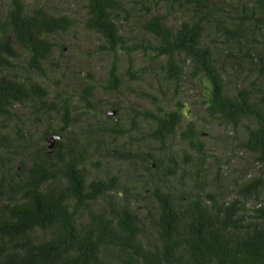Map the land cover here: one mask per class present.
<instances>
[{"label":"rangeland","instance_id":"rangeland-1","mask_svg":"<svg viewBox=\"0 0 264 264\" xmlns=\"http://www.w3.org/2000/svg\"><path fill=\"white\" fill-rule=\"evenodd\" d=\"M22 1L27 11L43 7L53 15L69 17L73 25L50 36L55 46L41 71L28 66V55L21 49L13 66L4 71L15 79L41 84L47 95L44 103L15 104L9 115H0L3 184L19 179L39 148L42 154L53 155L56 162V138L49 141L50 135H55L50 133L54 128L60 131L65 148H72L74 153L86 148L83 171L88 183L104 180L117 187L120 192H115L113 199H125L136 213L145 246L158 243L154 223L159 207L152 195L155 188L169 193L181 207L195 199L202 203H246L250 209L264 200V189L258 183L256 188L241 190L261 174L255 155L243 148L246 126H253L254 121L242 119L233 125L221 116L209 115L205 107L209 82L191 74L190 61L183 54L173 57L179 75L177 80L172 78L175 71L168 69L167 56L158 50V40L145 28L152 16L160 15L175 30L188 19L194 7L191 0H122L124 9L115 21L124 42L114 51L105 47L99 33L85 27L87 0ZM204 1L213 21L243 28L238 30L240 42L230 40L229 33L221 34L214 25H207L203 33L204 43L212 46L215 63L221 68L225 93L230 96L246 87L252 98L264 101V69L260 68L264 34L251 36L245 30L247 22L239 24L249 0ZM8 3L0 0V9H7ZM244 37H254L255 45ZM113 62L120 80L110 89L108 71ZM63 99L68 105L67 124L65 111L60 108L64 104L58 111L50 105L51 101L63 103ZM171 110L179 112L175 131L164 140L150 138L155 124L152 115ZM190 129L191 139L181 135ZM198 142L202 153L193 148ZM101 197L99 203L109 208L107 201L112 200V194ZM82 211L88 213V209ZM110 253V249L104 251L101 264H115Z\"/></svg>","mask_w":264,"mask_h":264},{"label":"trees","instance_id":"trees-1","mask_svg":"<svg viewBox=\"0 0 264 264\" xmlns=\"http://www.w3.org/2000/svg\"><path fill=\"white\" fill-rule=\"evenodd\" d=\"M191 2L194 7L188 19L175 30L160 15L152 16L145 28L158 40V50L167 56L168 69L175 71L172 78L177 80L179 75L173 57L183 54L190 61L191 74L209 82L205 106L209 115L221 116L233 125L242 119L254 121L253 126H246L243 148L255 155L261 174L241 190L256 188L257 183L264 189V101L252 98L246 87L227 95L212 46L203 41L207 25L217 26L221 34L229 33V39L237 42L242 27L213 21L204 0ZM122 5V0H87L85 27L99 33L109 51L124 42L115 21L124 9ZM241 12L245 17L239 24L246 21L245 30L251 36L264 34V0H249ZM72 25L69 17L53 15L43 7L27 11L22 0H9L7 9H0V115H9L15 104L45 102V87L15 79L4 71L13 66L19 49L28 55V66L41 71L55 46L50 36ZM253 38L244 37L255 45ZM245 55L251 58L250 53ZM108 75L109 88L115 89L120 80L115 62ZM50 105L57 111L61 105L67 124V100L60 104L51 101ZM152 118L155 124L150 138L164 140L175 131L179 112L171 110ZM85 129L87 134L91 132L89 126ZM50 133L58 136V165L53 155L42 154L39 148L19 179L7 184L0 180V264H101L106 249L112 251L109 257L115 264H264V200L250 209L246 203H202L195 199L181 207L169 193L155 188L152 195L159 207L154 223L158 243L145 246L136 213L125 199H113L117 187L104 180L86 181V148L74 153L72 148H65L58 129L52 128ZM181 135L191 139L192 129ZM86 139L90 141L89 136ZM193 148L203 152L200 142ZM107 192L112 194V200L107 201L109 208L98 201ZM83 209L88 213L83 214Z\"/></svg>","mask_w":264,"mask_h":264},{"label":"water","instance_id":"water-1","mask_svg":"<svg viewBox=\"0 0 264 264\" xmlns=\"http://www.w3.org/2000/svg\"><path fill=\"white\" fill-rule=\"evenodd\" d=\"M58 136L56 135H50L49 137V141L52 142L54 138H57ZM51 145H48V147H50Z\"/></svg>","mask_w":264,"mask_h":264}]
</instances>
